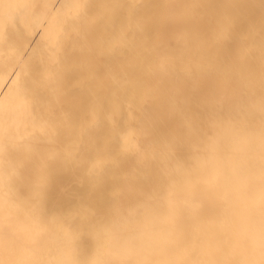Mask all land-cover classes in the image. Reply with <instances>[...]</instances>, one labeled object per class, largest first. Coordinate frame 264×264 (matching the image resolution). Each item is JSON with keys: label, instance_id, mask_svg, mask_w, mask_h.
<instances>
[{"label": "bare ground", "instance_id": "obj_1", "mask_svg": "<svg viewBox=\"0 0 264 264\" xmlns=\"http://www.w3.org/2000/svg\"><path fill=\"white\" fill-rule=\"evenodd\" d=\"M24 1L0 264H264V0Z\"/></svg>", "mask_w": 264, "mask_h": 264}, {"label": "rangeland", "instance_id": "obj_2", "mask_svg": "<svg viewBox=\"0 0 264 264\" xmlns=\"http://www.w3.org/2000/svg\"><path fill=\"white\" fill-rule=\"evenodd\" d=\"M25 10H26V6H25L24 0H23V4H21V7L18 4V0H7V1L0 0V56H2L0 57V60L2 58V60L0 61V64L2 63L0 65V73H1L0 74V91H1L0 93L1 95L0 96V117H1L0 118V174L3 173L2 176L0 175V179H2L0 181H6L12 177H17L18 175V172H17L18 164L16 162L17 160L16 159V149L19 146L17 142V134L19 131L18 125H20V117H19V110H18L19 109V99L18 98L20 97V94L22 93V90H21L22 88H21V80L20 78H18V67H19L18 60H19L20 53L17 47V40H18V35H19L17 27H18V22L20 18H21V21L23 20V18L20 16V13L26 12ZM11 67L15 69H11ZM3 69H4V72H3ZM11 72L12 74H10ZM4 78L6 79L3 80ZM8 78H10L9 81H8ZM3 83L5 85H3ZM10 85H12V87H10ZM3 88L6 90L4 91ZM3 93L6 95H4ZM2 94H3V97H2ZM14 98H17V99H14ZM11 101H13V103L15 102L14 105L13 103H11ZM7 106L9 109L6 110L5 108H7ZM6 111L8 112V116L6 114V117H5L4 114L6 113ZM3 124L6 127L3 126Z\"/></svg>", "mask_w": 264, "mask_h": 264}]
</instances>
